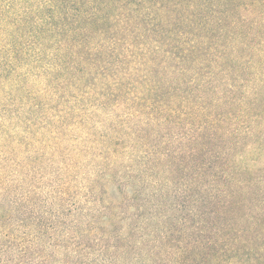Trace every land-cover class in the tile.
I'll list each match as a JSON object with an SVG mask.
<instances>
[{
	"label": "trees",
	"instance_id": "1",
	"mask_svg": "<svg viewBox=\"0 0 264 264\" xmlns=\"http://www.w3.org/2000/svg\"><path fill=\"white\" fill-rule=\"evenodd\" d=\"M258 158L264 0H0V264H264Z\"/></svg>",
	"mask_w": 264,
	"mask_h": 264
},
{
	"label": "rangeland",
	"instance_id": "2",
	"mask_svg": "<svg viewBox=\"0 0 264 264\" xmlns=\"http://www.w3.org/2000/svg\"><path fill=\"white\" fill-rule=\"evenodd\" d=\"M257 165H260V166H263L264 165V158H258V162H257ZM87 169H82L80 172H86ZM79 181V180H77ZM103 200H104V204L107 205V203H118L120 200H119V196L117 194H115L114 192H108L107 195H105L103 197ZM99 227H103L102 225H100ZM106 231L110 230V226L107 225L106 228H104ZM95 233H97L98 231L96 229L93 230ZM161 248V246L159 247V249ZM94 253V252H93ZM110 253V251L108 252ZM259 254H261V257L264 258V253L263 252H260V250L258 251ZM255 255V257H259L260 255ZM141 260L137 263V264H168L167 263V260L166 258L168 257V251H164L163 248L162 250H159V252H155V253H145L144 255L142 254L141 256ZM151 261H149V259ZM73 258V257H72ZM129 259L131 257H128ZM252 258H254V253H253V256ZM261 258V260H262ZM60 259V257L56 258V261H52L51 263L49 264H59L58 263V260ZM124 259H127L126 257ZM90 260L93 261V263L91 264H106V263H101L100 261L97 260V257L95 255H92L90 257ZM262 262V261H260ZM253 263V261H249L247 263H242V264H251ZM71 264H74V262L72 261ZM226 264H240V260H237V261H232L230 260V262H226Z\"/></svg>",
	"mask_w": 264,
	"mask_h": 264
}]
</instances>
